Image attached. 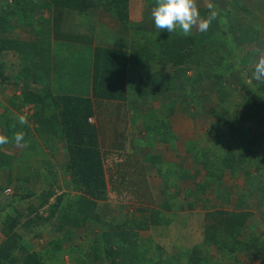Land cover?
<instances>
[{
	"label": "trees",
	"instance_id": "trees-1",
	"mask_svg": "<svg viewBox=\"0 0 264 264\" xmlns=\"http://www.w3.org/2000/svg\"><path fill=\"white\" fill-rule=\"evenodd\" d=\"M94 1L96 2L94 3L92 0H49V4L54 9L51 15L52 29L57 47L62 46L68 50V48L71 49L69 47L71 42L92 44V38L87 33L66 31L68 26H74L67 23V20L71 19V17L69 18V11L74 13L77 9L82 10L84 7L104 6L117 20L127 21V0ZM232 2L236 3L235 0ZM246 10L248 12V8L244 6V11ZM9 11L11 10L7 12ZM4 13L0 15V28H3L1 25L7 23L4 20L6 17V13ZM66 14L68 17H64ZM217 19L212 22L206 32L192 33L187 37L178 31L171 34L163 32L161 36L157 35L159 54L155 55V64H149L147 74L144 72L143 76L132 79L136 83V89H133L136 93L129 94L128 91L129 75L127 73L128 55L126 51L108 47H91L90 45L86 47L84 45L79 49H74V54L83 48L85 50L80 53L83 59L82 63L87 64L91 60V64L86 67L87 70L91 68L89 82L85 83V77L82 76L80 79L79 76L76 87L66 89L67 92L63 94H52L48 90L46 94L33 96L24 92L20 96L11 98V107L21 114H23L24 107L34 105L35 110L31 118L39 122L36 131L48 133L49 136H52L50 140L61 139L65 145V152L68 157L66 171L69 175L70 187L68 189L70 190L64 194L56 195L55 202L50 207L52 215L58 211V208L60 210L58 230H61L65 225L72 228H87L90 224H95L104 228L94 239L89 241L91 249L83 250L84 253L80 252L83 244L69 245L70 237L74 234L72 230L65 234L67 239L60 237L53 239L49 243V249L52 246V250H54L51 253L53 258L58 253L61 254V260H64L63 252L66 251L70 262H73L75 254L78 255L76 264H103L105 261L109 264L167 263L166 261L163 262V248L159 245L148 244L147 240L143 242L139 236V230L147 229L151 224L160 223L158 222V217L161 215L159 210L152 207L148 215L143 214L139 218L134 216L127 218L129 209L124 205L111 207L99 201L110 198L122 202L126 199L140 205H152L156 202L143 158L126 143L125 129L129 102L140 98L146 92L151 94L156 92L170 93L171 90L177 89V80H179L180 85H183L184 82L189 84V87L185 85L186 88L179 86V99L176 95L171 96L173 102L178 100V102L181 101V104L186 103L187 100H189L188 103L190 102L188 105L193 104L196 86H201L200 84L210 81V79L211 82L213 80L219 84L214 87V90L220 97V103L223 102L228 93L231 94V91L234 93L235 89L226 85L224 80L228 72L235 71L236 65L229 61L238 57L241 61L247 62V56L241 55L242 53L239 54L237 48L241 49L244 40H254L258 32L255 30L250 32V28H236L235 24L221 25L217 29L216 27L219 26L217 22L224 24L222 19ZM231 29H234L235 33L238 34L237 40L231 37V34H235L230 31ZM156 32L158 33V30H155ZM7 50L20 53L21 63L16 73L8 74L9 65L0 60V84L5 86L20 85L22 80L42 82L41 67L35 66L34 60L28 55V53L39 54L41 52L36 43L15 37H0V53ZM90 50H92L91 57L88 53ZM252 69L254 70V65ZM87 70L84 69V71ZM189 71H191L190 74H188ZM239 82L242 85L240 88L244 90V96L239 104L238 120L226 117L216 122L220 127H226L229 133L227 137L220 134L214 135L215 138H213V142L217 143L218 156L223 158L221 160L212 159V156L206 153L208 148H199L193 155L196 158L195 161L204 159L202 163L207 170L210 166L207 164L209 160H212V163L217 162V165H212L213 168L221 164L220 167H216V170L222 167L233 168L246 161L249 165L246 176L255 172V175L247 179L250 191L252 188L264 193L263 135L256 132L252 134L248 126L251 125V120L264 115V90L258 92L253 88V83L246 78ZM226 88L229 91L225 92ZM3 105L1 108L4 111L0 112V134L8 136L10 142L0 146V172L2 171L3 176L6 177V184L0 183V212L7 208L3 215L0 214L1 233L6 236L0 246V264H48V259L44 258L42 254L36 251H28L25 247V241L16 229L19 226L27 227L26 220L21 223V218L26 215L14 204L16 198L13 194L4 197V189L12 184L14 178L13 155L11 153L15 145L14 141L11 140L13 133L23 131L25 141L32 143V140L30 138L31 128H29L28 123L21 125L15 113ZM51 107L53 112H51ZM102 110L107 113L104 121H101L100 118ZM26 117L28 119V116ZM238 121H242L241 124L245 121L249 123L243 127ZM235 130H238L237 133L247 132L248 134L245 135H250L244 142V147L239 146L241 150L237 154L233 151L231 137ZM55 143L53 141L52 145ZM42 152L41 149L40 153ZM189 152L193 153V148L189 147ZM210 170L211 173H209L212 174L215 169ZM17 173L14 193L19 192L20 198L36 196L41 205L55 194L52 186L56 181H53L52 175L44 177L39 173L40 175L31 176L26 172H20V170ZM50 173L54 174L52 171ZM216 176L219 177L220 175ZM37 180L43 183L38 185L41 187V191L35 193L27 188V184L31 182L30 185L35 186ZM256 182L260 185H257ZM72 191L77 192L76 196H72ZM63 195L66 196L65 199ZM155 205L157 206V203ZM37 208L34 206L32 211H37ZM115 209L119 213L117 216L110 214L115 212ZM140 211L143 212L144 210ZM238 215L228 218V224L221 232L224 236L226 235L225 237L238 234V230L235 228L237 223L238 225L241 223L242 214ZM31 220L35 219H30L28 222ZM89 232L86 229L84 234L88 236ZM62 239L67 242V249L64 251ZM233 243L234 240L231 245H223V248L227 247L229 251H232L236 245H239L237 241L235 244ZM205 246L201 245L192 249L189 260L191 264L196 263L197 257L200 256L199 252L202 254L201 250L206 248ZM151 251L155 254L153 257L148 254ZM204 261L207 264L209 259L204 258ZM198 264H203V262Z\"/></svg>",
	"mask_w": 264,
	"mask_h": 264
},
{
	"label": "crops",
	"instance_id": "crops-1",
	"mask_svg": "<svg viewBox=\"0 0 264 264\" xmlns=\"http://www.w3.org/2000/svg\"><path fill=\"white\" fill-rule=\"evenodd\" d=\"M197 2L201 14L204 16L207 15V5L209 3L214 4L217 7L216 9L219 8L223 14L221 19L228 15L227 12L229 14L236 12L237 15H240L244 14V6L248 8L250 16H247V20L242 18V22L238 21L239 25L236 24V27L250 28V32L255 30L258 34L254 40H244L241 44V49L237 48L238 53L247 56L248 61L243 62L238 57L232 58L229 62L236 65L235 71L228 72L224 80L227 83L226 85L235 88L236 96H244V90L240 88L242 85L239 82L244 78L253 83L252 86L255 90L262 92L264 84L252 79L254 71L252 66L258 59L257 49H261L262 46V50H264V0H239L235 12L229 11L231 7L225 0H209L208 2L197 0ZM154 4L155 0H150V2L147 0H127L126 22L117 20L104 6L95 8L94 13L85 23L71 22L68 25L74 26L66 28L67 32L87 33L92 38V44L71 42L69 46L71 49L67 47L68 50H66L62 46L57 47L55 45L51 16L54 9L49 4V0H0V15L5 12L6 17L4 20L7 21L5 25H1L3 28H0V37H15L36 43L41 52L39 54L28 53V55L34 60L33 64L35 66L41 67L43 73V80L40 83L22 80L20 85L11 84L5 86L0 84V111H4L1 108L2 104L13 110L10 105L11 98L20 96L24 92L33 96L41 95L42 93L46 94L48 90L52 94H63L67 92L66 89L76 87L77 82H79V76L80 79H82V76L85 77V83L89 82L91 68L87 70L86 67L91 64V60L87 64L82 63L83 59L80 53L85 50L83 48L80 52L74 54V49H79L84 45L86 47L90 45L91 47H108L126 51L128 55V91L129 94L136 93L133 90L136 89V83L132 79L143 76V73L147 72L149 64H155V55L159 54V42H157L159 38L157 39L156 36H161L163 32H168L163 30L155 33L157 29H149L150 25H154L150 15L151 7ZM8 10L11 11L7 12ZM71 14L72 12L69 11V17ZM64 17H68V15H64ZM148 25L149 27L147 28ZM196 31L194 29L192 33H196ZM6 53H13L15 58L21 57L20 53L13 50L1 52L2 55ZM88 53L89 57H91L92 50ZM2 60L7 64L10 61ZM8 65L10 71L15 73L18 71V65ZM84 69L87 71H84ZM232 77L236 78L233 85L229 82V78ZM176 85H178L177 89L171 90L170 93L156 92L151 94L146 92L147 94L144 93L145 95L141 93L143 95L140 98L128 103V119L125 129L126 143L131 149L134 148L144 160L156 200L154 205L161 201V204L163 203L162 206L166 208L162 211L163 213L160 212L161 215L158 217V222L160 223L151 224L149 228L139 230L141 241L145 242L147 240L148 244L159 245L163 248V262L166 261L170 264H191L189 260L192 249L201 245H206V248L201 250L202 254L199 252L200 256L197 257L194 264L199 262L205 264L204 258L209 259L207 264H264V193L252 188L251 192L247 182V179L255 175V172H252L250 176H246L249 170V165L246 161L233 168L222 167L216 170V167H220L221 164L213 168L212 165H217V162H213L216 163L213 164L212 160H209L207 164L210 166L207 170L202 163L204 159L195 161L196 158L193 155L199 148L201 149V141L199 140L203 138V135H195V133L198 131L203 132L202 128L204 127L199 125L198 122H194V120L196 118L200 119L201 115H203L202 113L205 114L206 111L211 110L209 107L212 106L210 100V94L212 93L210 92L219 84L213 80L211 82L210 79V81L200 84L201 86H196L195 98L197 99L196 96L198 95V104H190L189 107L184 108L182 111L175 104L177 101L175 103L172 101L170 106L166 105L163 99L170 95L173 97L179 93V86H181L179 80H177ZM224 91L227 92L229 89L226 88ZM228 101L229 99L227 98V103ZM26 107L30 110L28 112L24 111L23 114L28 116L27 121L29 128H31L30 138L32 143L39 144L43 152L38 155L34 154L35 157H29L34 162V165L30 170L27 168L25 172L31 176L40 175L39 173H41V176L50 177L52 174L50 171L54 170L56 175L59 177L61 175V178H63V181H61L63 189L58 191L54 188L55 194L41 205L36 196L22 199L19 192L11 193L7 191V189H11L12 192H15V176L24 166L22 164L19 165V161L24 158L21 157L22 149L16 145L12 146L14 178L12 184L7 186L3 193L4 197L8 194L15 196L14 204L18 208L21 205L19 209L24 211L28 223L27 227L19 226L16 230L20 232L24 239V245L27 250L36 251L39 254L48 251L49 243L53 239L57 237L67 239L65 235L67 231L72 230L74 233L69 240V245L71 246L80 244L86 239L84 234L86 229L90 231L88 234L90 241L104 228L95 224H90L87 228H72L68 225L62 227L61 230L57 228L60 210L58 208V211L52 215L50 207L55 202L56 195L64 194L67 190H70L68 189L70 181L66 171L68 157L65 152V145L61 139L50 140L52 136H49L46 132H37L36 128L39 126V122L31 118L35 106L27 105ZM23 110L25 109L23 108ZM156 110L160 111V114H156L158 119L153 122L149 116ZM51 112H53V109ZM134 113L139 115V118L132 123L131 117L135 118ZM182 114L185 116L184 122H176V118ZM153 115L155 116V114ZM157 122H159L158 127L163 126V131L157 130L155 127ZM252 122L255 126L254 132L263 135L264 140V115L255 118ZM149 129L151 130L150 134L147 132ZM190 130H192L193 136H191ZM208 134L209 132H206L204 135ZM147 136H153L155 140L153 147L146 145ZM194 136H196L195 139ZM53 141L56 142L54 145H52ZM189 147H193V153L187 151ZM15 149H17V152ZM221 158L223 157L220 156V160ZM162 167H166L168 172L164 173ZM209 169H215L212 171L214 173L210 174L211 170L209 171ZM3 174L1 171L0 183L6 184V177ZM155 174H160L161 177L160 181L155 178L156 183L150 180L153 179ZM56 175L53 181L60 184L57 182ZM168 177L175 178L170 181ZM158 182L162 187H157ZM40 183L43 182L38 181L37 185H40ZM30 184H27L29 190L35 193L41 191V187H31ZM256 184L260 185L257 182ZM159 192L162 194L167 192L169 194L161 200L158 195ZM71 193L72 196L77 194L74 191ZM176 193L178 195L174 196ZM63 198L65 199L66 196L63 195ZM120 204L129 209L127 218L132 216L139 218L143 215H137L135 213L137 208H133L134 206L140 209L153 207V204L140 205L126 199L122 202L114 200V206L111 207H116ZM34 206L38 207L37 211H32ZM6 209L2 210L0 214L3 215ZM238 214H242L241 223L239 225L237 223L235 228L238 230V234L228 236V238L225 237L226 235L224 236L221 232L228 224V218L236 217ZM30 219L35 220L28 222ZM1 228L2 224L0 223V237H2L0 242L2 243L6 236L1 233ZM222 239L224 240L223 242ZM233 240V244L236 241L239 242L235 249L229 251L227 247L223 248L225 244L231 245ZM63 244L64 251L67 249L66 240ZM63 253L65 260L69 262L67 252L64 251ZM148 254L151 257L155 255L152 251ZM200 259L202 260L200 261ZM103 264H109V262L105 261Z\"/></svg>",
	"mask_w": 264,
	"mask_h": 264
},
{
	"label": "rangeland",
	"instance_id": "rangeland-1",
	"mask_svg": "<svg viewBox=\"0 0 264 264\" xmlns=\"http://www.w3.org/2000/svg\"><path fill=\"white\" fill-rule=\"evenodd\" d=\"M92 1L94 3L96 2L94 0H92ZM147 1L150 2V0H147ZM200 1L203 2V0H200ZM205 1L208 2L209 0H205ZM225 1L229 4V7H231V9L229 11L230 12L231 11L235 12V9L238 7L237 4H238L239 0H235L236 3L232 2V0H225ZM83 9L82 10L81 9H77L76 12L72 13L71 16H70L71 19H68L67 22L71 24V22H75L76 21L79 24H81V23L83 24V23H85L92 16V14L95 11V8L93 6L91 8H85L84 10ZM217 10H219L218 12L220 14V16L218 15V19L217 20H221V17H223V14L221 13V11H220L219 8ZM207 12H208V10H207ZM243 12H244V14H240V15H237L236 12L235 13H232V14H229L227 12L228 15L227 16H224V19H222V21L224 22V24H221V22H217V24L219 26H217L216 28L219 29V27L221 25H232V24H235V26H236V24L239 25L238 24V21H241L242 22V18H244V19L247 20V16H250L249 15L250 14L249 12H246L244 10H243ZM201 15L204 16L203 14H201ZM148 27H149V25L147 26V28ZM149 29H156L155 28V25H150ZM230 31H233L232 33H235L234 29H231ZM196 33H197V31H196ZM237 36H238V34H236V33L235 34H231V37H233L235 40L238 39ZM139 49H141V48H139ZM261 49H262V46H261ZM2 59H5L6 61L10 60V61H8V64H10V65H16V66L18 65L20 67L21 58H15L13 53H6L5 55H2L0 53V60H2ZM29 62L30 61L28 60V63ZM7 72H8V74H13L14 73L13 71H10V70H7ZM189 73H191V71H189L188 74ZM229 79H230L229 82H230L231 85L235 84V80H236L235 77L234 78L232 77V78H229ZM185 85H187V87H189V84L188 83L186 84V82H184L183 85L181 84V86H184L186 88ZM232 88H234V87H232ZM210 93H212V94H210L211 95L210 96V98H211L210 100H211L212 106H210L209 108L212 107L214 110H210L208 112L206 111L205 114L202 113L203 115H201V117H200L201 120L198 119V118H196L194 120V122H196V123L198 122L199 125H203L204 126L202 128V131L203 132H199L198 131V132L195 133V135H200V134L203 135V138L201 140H199V141H201V144H200V146H202L201 149L208 148L209 150L206 153H209L212 156V158H214V159H220V157L218 156L219 155V152H218V148H217V145H216L217 143L216 142H213V138H215L214 135L224 134L227 137L229 133H228L226 127H220L218 124H216V122L219 121L220 119L226 118V117H230V118H233V119H237L238 120V117L237 116L239 115V111H240L239 110L240 109V105L239 104H240V101L243 99V96H236L235 95V91H234V93L231 91V94L228 93L226 95V98L223 100V102L220 103V100H219L220 97H218L217 92L213 89L212 92H210ZM179 94L180 93H177V95H176V97L178 99L180 97ZM196 97L198 99V95ZM227 97L229 99L228 103H227ZM163 99L165 100L166 105H170L171 106V104H172L171 95L170 96H167V97H164ZM197 99L195 98V102L193 104H195V105L198 104V100ZM0 100H1V98H0ZM210 100H208V101H210ZM188 101L189 100H187L186 103L181 104V101L178 102V100H177V102L176 103L174 102V103L177 104L178 107H179V110L182 111L184 108L190 106V105H188L190 103V102L188 103ZM181 107H183V108H181ZM24 109L25 110H23L22 112H24V111L28 112L30 110L27 107H24ZM46 109L50 110L49 108H46ZM103 110H102V112L100 111L101 112V114H100L101 121H104V119L106 117V114H107L106 111H103ZM12 111L15 113V116H17V117L19 115H25V114H21L19 111L15 110V109H13ZM153 114H155V116ZM153 114L151 116H149V117H150V119H152L153 122H156L157 119H158L156 114H160V111L156 110ZM177 115H179V114H177ZM138 116L139 115L135 114V118L133 116L131 117L132 118V123L139 118ZM184 117L185 116L182 114L178 118H176L175 121L178 122V123L184 122ZM92 120L94 121V118H92ZM238 122H239L240 126H243V127L246 126L247 123H249V122H246L245 121L241 125V122L242 121H238ZM250 123H251V125H248V126L250 127V129H251L250 131L253 134V132L255 131V126L253 125V122H250ZM158 125H159V122L155 123V127L157 128V130L163 131L164 130L163 129V126L158 127ZM153 126H154V123H153ZM240 126H238V127H240ZM150 131H151L150 129L147 130L148 134H150ZM237 131L238 130H235V133L233 134V136H231L232 137V140H233L232 141L233 144L231 143L232 144V148H233V151L236 154L239 153V150H241V149H239V146L242 145L244 147V145H243L244 142H246V140L250 137V135H245V134H248L247 132L246 133H244V132H242V133H239L238 132L237 133ZM206 132H209V134L208 135H204ZM125 133H126V131H125ZM190 134H191V136H193L192 130H190ZM205 136H206V138H205ZM147 138L148 139L146 140V145H149V147H151V146L153 147L154 144H155V140H154L153 136H151V137L150 136H147ZM195 138H196V136H194V139ZM213 143H215V144H213ZM28 144H29V146L26 147V148H24L23 149V152H21V157H24L23 160L22 161H19V165L20 164L24 165L23 168L20 169V172L22 171V173H24L27 168L30 170L31 167L34 165V162L32 160H30L31 158L29 159V157H35L36 154L37 155L40 154V150H41V147L39 146V144H32V143H28ZM190 148H193V147H190ZM219 149H221V147H219ZM15 150L17 152V149H15ZM187 151H189V150H187ZM162 171L165 173V172H168V169L166 167H162ZM52 172H54V170H52ZM54 174H51L52 175V178H55V175ZM155 178H158L159 181H160L161 180L160 174H155L153 176V179H150V180L152 182L156 183ZM168 178H169L170 181L171 180L173 181L175 177H173V179H172V177H168ZM56 179H57V182H59L60 184L54 183L52 187H54V188H56V190L60 191L61 189H63L62 186H61V181H63V178H61V175H60V177L58 175H56ZM31 187H39V186L36 184L35 186H31ZM157 187H162V185L159 183L157 185ZM10 192L11 193H14V192H12L11 189H10ZM164 194H162L160 192L158 193L159 197H161L160 198L161 200L163 199V197H165L169 193L165 192ZM176 195H178V194L177 193L174 194V196H176ZM8 196H10V195H8ZM33 202H34V200H33ZM99 202H102V204L105 203V204H108L110 206H114L113 205L114 200H110V198L102 199ZM158 203H157V206L153 204V207H154V209H157V210H159V212L163 213L162 211L164 209H166V208L164 206H162L163 203L161 204V201L158 202ZM20 207H21V205H19V208ZM61 207H62V205H61ZM133 208H135V209L137 208L136 211H135V213L137 215L138 214L148 215L149 214V210L152 208V206L150 208H148V209H143L144 210L143 212L140 211L142 209H140L139 207H135L134 206ZM115 210L116 211L115 212H111V214H113L114 216L119 215V213H117V209H115ZM124 210H126V209H124ZM24 220H26V218L25 217H22L21 218V223H23ZM0 238L2 239V237H0ZM62 242L64 243L63 239H62ZM1 244L2 243L0 242V246H1ZM80 244H83L82 247L80 248L81 249L80 252H83L84 253L83 250H85V249H91L90 248V243H89L88 236H86V239L83 242H81ZM52 248L53 247L51 246V249H48V251H46V252H44L42 254V256L44 258H47L48 259L47 260V263L48 264H76L77 263V262H75L76 259H78V255L77 254H75V257H74L73 262H70V261L67 262L65 260V258H64V260L63 259L61 260V256H60L61 254H58V253H56L54 255L55 257L53 258L51 256V253L54 251V250H52ZM85 254H86V252H85ZM86 256H87V254H86ZM51 257H52V259H51Z\"/></svg>",
	"mask_w": 264,
	"mask_h": 264
},
{
	"label": "clouds",
	"instance_id": "clouds-1",
	"mask_svg": "<svg viewBox=\"0 0 264 264\" xmlns=\"http://www.w3.org/2000/svg\"><path fill=\"white\" fill-rule=\"evenodd\" d=\"M207 8V15L202 16L197 0H155L150 15L158 31L166 30L170 34L178 31L187 37L192 34L194 29L199 32H206L212 22L217 19L219 12L216 6L209 3ZM257 52L259 55L254 64L252 79L264 84V50L258 48ZM18 121L21 125L28 123L25 115H19ZM11 140L20 149L29 146L28 142L25 141L23 131L14 132ZM9 142L8 136L0 134V146Z\"/></svg>",
	"mask_w": 264,
	"mask_h": 264
},
{
	"label": "built area",
	"instance_id": "built-area-1",
	"mask_svg": "<svg viewBox=\"0 0 264 264\" xmlns=\"http://www.w3.org/2000/svg\"><path fill=\"white\" fill-rule=\"evenodd\" d=\"M7 191H10V189H7Z\"/></svg>",
	"mask_w": 264,
	"mask_h": 264
}]
</instances>
